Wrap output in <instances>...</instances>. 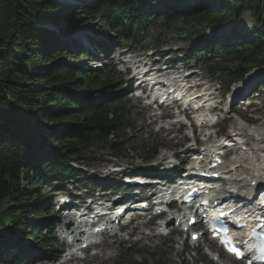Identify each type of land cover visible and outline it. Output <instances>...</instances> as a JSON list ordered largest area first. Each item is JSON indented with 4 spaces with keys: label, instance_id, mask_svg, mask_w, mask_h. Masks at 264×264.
<instances>
[{
    "label": "trees",
    "instance_id": "obj_1",
    "mask_svg": "<svg viewBox=\"0 0 264 264\" xmlns=\"http://www.w3.org/2000/svg\"><path fill=\"white\" fill-rule=\"evenodd\" d=\"M182 1L96 0L93 6H67L53 0H0V227L9 230L0 236V264H25L39 249L24 239L39 233L42 224L28 223V217L20 215H42L45 203L35 192L40 176L54 174L73 181L76 171L71 163L93 148L123 159L132 144L145 142L125 134L134 123L129 101L116 93L121 82L112 69L93 74L58 61L88 56L65 39L82 22H99L100 34L111 30L134 40L150 29L185 31V38L192 39L223 23H237L245 10L254 13L257 23L264 21V0H199L191 12L184 5L169 7ZM156 3L161 9L153 6ZM210 4L216 8L208 9ZM255 31L244 45L204 39L203 63L225 87L250 68L264 66V26ZM106 43L111 45L108 37ZM90 45L105 52L100 42L90 40ZM215 54L216 60L206 57ZM43 63L49 66L42 68ZM158 147L146 142L137 149L148 160ZM126 264L167 262L159 256Z\"/></svg>",
    "mask_w": 264,
    "mask_h": 264
},
{
    "label": "rangeland",
    "instance_id": "obj_2",
    "mask_svg": "<svg viewBox=\"0 0 264 264\" xmlns=\"http://www.w3.org/2000/svg\"><path fill=\"white\" fill-rule=\"evenodd\" d=\"M52 1V0H51ZM55 2H61L63 5L67 6H75L77 4H83V5H95L96 0H53ZM183 4L178 3L171 4L169 7H177L178 5H188L186 8L189 10H193L195 5H199L201 2L199 0H184L182 1ZM215 4V3H213ZM162 4H154L153 6L157 7ZM212 5V4H210ZM208 6V9H215L216 5ZM161 7V6H159ZM161 9V8H160ZM190 11V12H191ZM260 23H257L256 18L254 16V13L248 10H245L241 13L239 20L237 23L233 21H229L227 23H223L218 27L219 30H225L223 33H217V30L212 31L213 37L220 38V35L225 34L226 32H232L236 30L235 37L232 40L231 43H235L238 45H243L245 43H249L252 38L255 37V30L259 26H264V21H259ZM100 24L99 22H82V25H79L76 30L72 32V35H74V40L69 36L70 38L66 37L65 39L67 41H70L71 47H77L76 50L78 52L84 51L86 49L87 51L92 49V47L87 42L88 39H93L95 42H100L108 36L112 38L113 44H119V47L114 48L113 53L108 57V60L114 59L112 64L116 66V69L121 70L122 72H125V80L130 83V74L132 71L143 68L146 66L144 62L147 61L148 54H151L152 51H148L151 47L155 48L158 43L165 42V44H162L163 48L158 49L157 53H164L165 55H168L169 57L174 58L175 52H173L170 49H176V51H181V54L187 53L195 42L200 41L201 38L199 35L196 37V39L193 41L192 39L185 38V31H180L177 33H163V35L159 34L158 30L155 32V29H150L147 32L142 33L138 37H136L135 41H129L124 38H118L117 34L114 31L111 30H104L102 34L98 32ZM209 30V29H208ZM162 33V32H161ZM88 36V38H87ZM204 37L209 36V31H207L204 35ZM81 40H87L79 46H75L74 42L77 38ZM87 46V47H86ZM86 47V48H85ZM125 47V48H121ZM73 48V52L76 51ZM78 54V53H77ZM180 54V56H181ZM79 55V54H78ZM156 56H153L150 58H156L159 60H165L166 58H162L161 56L158 58V54H155ZM164 56V55H163ZM84 57H81L79 59L70 60V59H58V61H66L68 64H75V66L79 68H88L90 71H92L93 74H96L99 72V70H103L105 64L107 63L106 60L103 59L91 61L90 59H87ZM168 58V57H167ZM120 59L125 60L126 63L118 66L117 63L120 61ZM153 61H156L153 59ZM229 61V58L226 60ZM57 62V61H56ZM55 63V62H54ZM191 67H200L199 61L192 60L190 63ZM44 66V67H43ZM42 68H45V66H49L48 63H43ZM103 66L99 70H96L97 67ZM130 66V67H129ZM138 66V67H137ZM129 67V68H127ZM259 70V69H257ZM261 71L264 73V68H260ZM199 76H202L206 81V84L209 85L207 75L203 71H199ZM204 84V86H207ZM218 87V86H216ZM208 88H212V86H208ZM138 93H133L132 95H129L131 100V106H132V115H133V121L135 122V130L134 131H127L126 133L131 136H137L141 135L143 131H149L152 130V133L150 136L153 139H156L157 141L162 143V147L159 149L158 154L155 158L154 163H162V164H168V160L172 154H177L176 156H179L180 151H184V149H188L192 146V140L201 141L203 143H209L211 142V138L214 135L215 129H206L199 128L198 120H194L196 126V130L192 133L190 130L189 124L192 126L194 125L193 121H188V119H184L181 113H177L175 109H165V110H154L153 108L151 110H148L146 108L145 101H141V99L137 98ZM264 99V90L262 91L261 96L259 97L260 100H257L256 103L253 104L251 108H245V107H237L236 105L240 104L238 102H235L233 104V109L236 110V114H228L229 117V123L226 124V132L231 133L232 131L237 132L236 139L242 143L245 144L247 147V152L243 151H237L231 156L230 160L226 162V164H229L231 162V165L234 166V168H230L232 171L229 175H227L226 178H235L236 181L243 185L246 182L245 177H250L251 174H253L257 167L260 166V160L264 156L262 152L259 150L264 148V108L261 107V101ZM223 107V106H222ZM226 108V106H225ZM179 111V110H177ZM224 107L221 116L217 115V120H220V117L224 116ZM255 111V112H251ZM252 113V114H251ZM154 114V115H153ZM166 115L168 117V120L159 121L160 115ZM244 114L247 119H251L253 121V127L245 126L243 121L238 117V115ZM189 115V114H188ZM185 127H183V125ZM240 129V130H239ZM242 129V130H241ZM213 139V138H212ZM178 145H182V147H178ZM134 146V145H133ZM132 146V147H133ZM84 157L80 158L76 164H74V167L77 169H84L86 173L89 176H101L104 173L107 172H114L118 168H129V166L133 167V165L136 166H143L144 162L142 161V154L138 152L136 149V145L134 146V149L130 148L127 150V157L124 159H118L110 156V154L103 149L99 148H93L92 150L88 151L83 155ZM230 156V157H231ZM168 158L166 162H164L165 158ZM181 158H184L181 156ZM234 161H236L234 163ZM152 163V164H154ZM55 177H51L50 180L53 181ZM99 178V177H98ZM49 183L47 182H40L38 186H36V193L38 194V198L40 199H46V196H49L51 201L55 200L54 196L56 193H58L57 189H50L47 187ZM244 187H246L244 185ZM32 196V195H31ZM30 212L22 213L20 216L24 215L28 217L29 223H32L31 221H40L44 220L42 224H44L43 228L39 233L36 235H27V240H25V243H36V244H43L46 250L50 251L44 258H40L37 260L35 264H60L64 261L65 256H59L58 258H53L54 254L56 253V250L60 248L63 250L64 246H61L59 244L58 235L59 232L58 227L61 226V222L58 220H48L53 214L58 215L55 212V209L50 212L43 213L40 217H34L30 215ZM48 220V221H47ZM22 222V221H21ZM59 224V226H56ZM54 226V227H53ZM48 227V230L45 233V228ZM155 230V231H150ZM148 231L147 228L143 224H137L134 228H129L127 231L131 233V235H128L127 232L123 233V235H116L115 237H101L102 240V247L94 251H88L86 254V262L79 263L78 261L74 262L73 264H117L116 262H121L123 260L124 264L128 260H131L130 254L135 251L137 254L133 256L134 259H140L142 257H150L153 255H157L158 253L164 254V257L166 259L167 264H200L199 260L205 251L203 248V245L199 243L195 249L189 246L188 244V238L187 235L179 233L178 236L176 235H168V236H161L158 235L155 238H150V235H148V232L150 234H157L160 230L158 228V224L156 222L152 223V227ZM163 231V230H162ZM8 231H5V229H0V236H6L8 235ZM30 234V233H28ZM15 237V235H14ZM15 239H18L17 236ZM132 244H135L136 246L132 251H126V248L132 247ZM210 245V243H209ZM208 246V245H207ZM102 248V249H101ZM184 249V251H182ZM195 249V250H194ZM208 249V248H207ZM126 252L129 254H126ZM120 258V259H119ZM68 264V263H65ZM71 264V263H70ZM214 264H241L238 262H234L233 259L223 256L218 262H214Z\"/></svg>",
    "mask_w": 264,
    "mask_h": 264
},
{
    "label": "bare ground",
    "instance_id": "obj_3",
    "mask_svg": "<svg viewBox=\"0 0 264 264\" xmlns=\"http://www.w3.org/2000/svg\"><path fill=\"white\" fill-rule=\"evenodd\" d=\"M224 31H225V30H223V29H222V30H219V29H218V30H217V33H218V34H219V33H223ZM81 41H83V43H84V42L87 41V40H81L80 37H79V38L76 39V41H75L74 43H75L76 46H79L80 44H82ZM85 48H86V47H85ZM255 75H256V74H255ZM250 81H252V78H250L249 80H247V83L250 82ZM250 84H251V83H250ZM250 84H248L247 87L250 86ZM179 155H180V154H179ZM114 175H115L114 173H111V172H110V173H108L105 177L114 176ZM61 217L68 218L69 215H68V214H64V215L61 216ZM59 220H60V218H59ZM73 227H74V226H73ZM58 228H59V227H58ZM74 229H76V227H74V228L72 229V226H71V227H69L68 231H71V232H72ZM60 252H61L60 249H57V250H56V253H55L54 256H53V258H57V257H59Z\"/></svg>",
    "mask_w": 264,
    "mask_h": 264
},
{
    "label": "snow or ice",
    "instance_id": "obj_4",
    "mask_svg": "<svg viewBox=\"0 0 264 264\" xmlns=\"http://www.w3.org/2000/svg\"><path fill=\"white\" fill-rule=\"evenodd\" d=\"M195 238V237H194ZM234 252H236V254L239 256L240 255V253H239V251L237 250V249H232Z\"/></svg>",
    "mask_w": 264,
    "mask_h": 264
}]
</instances>
